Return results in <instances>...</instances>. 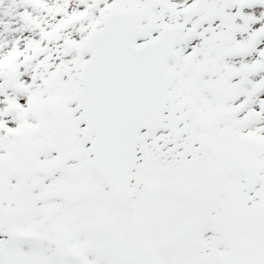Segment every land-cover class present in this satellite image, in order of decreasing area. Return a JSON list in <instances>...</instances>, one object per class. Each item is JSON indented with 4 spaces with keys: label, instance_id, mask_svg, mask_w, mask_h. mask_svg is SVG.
Listing matches in <instances>:
<instances>
[{
    "label": "snow or ice",
    "instance_id": "obj_1",
    "mask_svg": "<svg viewBox=\"0 0 264 264\" xmlns=\"http://www.w3.org/2000/svg\"><path fill=\"white\" fill-rule=\"evenodd\" d=\"M0 264H264V0H0Z\"/></svg>",
    "mask_w": 264,
    "mask_h": 264
}]
</instances>
